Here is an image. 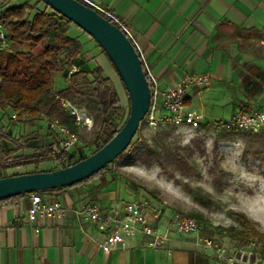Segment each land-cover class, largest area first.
<instances>
[{"label": "crops", "instance_id": "1", "mask_svg": "<svg viewBox=\"0 0 264 264\" xmlns=\"http://www.w3.org/2000/svg\"><path fill=\"white\" fill-rule=\"evenodd\" d=\"M93 1L133 32L161 89L193 75L209 77L206 89L187 91L189 109L197 110L196 97L214 95L216 107L264 110V0ZM90 192L77 186L44 194L48 201L60 202L66 216L60 222L36 225L27 218L28 195L0 203V264H226L212 250L197 245L195 236L172 235L164 249L154 250L138 234L105 253L104 234L75 214L94 206L88 202ZM119 199L114 194L101 197L98 208L123 216L132 201L122 204ZM158 225L162 230L167 227ZM257 245L259 264H264V249Z\"/></svg>", "mask_w": 264, "mask_h": 264}, {"label": "rangeland", "instance_id": "2", "mask_svg": "<svg viewBox=\"0 0 264 264\" xmlns=\"http://www.w3.org/2000/svg\"><path fill=\"white\" fill-rule=\"evenodd\" d=\"M25 1L33 6L38 4L39 10L45 8L40 0H12V6H20ZM69 36L78 38L83 45L82 58L86 65L83 68L90 70L96 65L102 66L107 77L114 81L126 116L130 107L129 97L106 54L88 34L74 24ZM24 52L40 55L38 48H26ZM8 59V54H4L0 62L5 63ZM14 66L26 67L25 59L16 61ZM68 83L63 67L55 75L52 94L67 88ZM204 89L206 88L193 87V90ZM213 97L215 96L207 95L203 99L196 97L194 101V109L199 110L204 117L198 130L178 129L168 125L149 128L143 121L126 153L109 165L101 177L81 185L91 189L88 196L91 201L88 202L100 208L101 197L109 194L120 197L119 202L122 204L129 201L146 202L147 215L162 227H166L177 214L195 219L200 216L202 221H199V236L213 239L220 244L235 246L225 235V230L229 227L243 228L235 213L245 214L264 233V148L259 147L257 140L251 141L250 138L256 134L235 131L228 127L223 132L219 122L224 123L240 112L230 106L216 107ZM90 107L94 108V105L89 103L88 108L77 107L82 112V118L88 116L90 120L89 125H84L82 121L76 128L79 142L70 151L75 154V159L78 158L80 150L85 156L92 153L87 144L94 139L98 129L94 125ZM214 116L218 117L211 119ZM0 129L11 134L15 140V143L2 142V147L5 150L19 148L17 156L30 155L35 148L53 140L51 132L54 128L45 120L26 119L11 112L3 114L1 109ZM145 142L162 152L167 149L179 151L193 168L192 173L184 174L175 167L163 169L155 162L150 166L140 164L135 156L143 151ZM36 168V165H28L15 168L18 170L10 169L4 175H23L34 172ZM55 169L57 166L53 161H46L38 166L39 171ZM102 178L108 181L113 179L115 182L104 188V193L100 196L95 187ZM136 186L147 189L151 194L142 189L136 190ZM172 235H176L174 230ZM224 238L229 240L224 241Z\"/></svg>", "mask_w": 264, "mask_h": 264}, {"label": "trees", "instance_id": "3", "mask_svg": "<svg viewBox=\"0 0 264 264\" xmlns=\"http://www.w3.org/2000/svg\"><path fill=\"white\" fill-rule=\"evenodd\" d=\"M40 3L42 2L40 1ZM0 22L10 44L9 48L0 47V60L4 54L9 56L5 63L0 62V109L3 114L11 112L26 119H42L50 126L57 123L76 133L78 127L76 118L72 116L70 109L66 108L63 102L79 108H88V104L91 103L94 108L90 107L89 111L93 116L94 125L98 129L94 139L87 144L92 149V153L85 156L80 150L76 159L74 153L61 150L62 138L56 129L51 132L52 142L35 148L32 154L26 156L16 155L19 148L5 150L2 147V142L15 143V140L11 134L0 129V179L9 177L4 175L8 170L28 165H36L37 168L34 172L26 174L54 171L38 170V166L46 161H53L57 166L55 170L65 169L87 159L106 146L127 122L130 107L125 116L115 83L107 77L101 66L96 65L90 70L83 68V45L78 38L69 36L73 24L46 5L43 10H39L38 4L33 6L27 1L20 6H12V0H0ZM26 48H38L40 55L25 53L24 49ZM24 59L26 67L16 66L15 68V62ZM72 66H77L80 71L70 75ZM63 67L69 81L68 87L58 91L57 94H52L51 88L55 75ZM147 80L152 87L151 80L148 77ZM242 112H246V110L243 109ZM219 125L223 132L227 130L225 122H219ZM250 139L251 141L257 140L259 147L264 148V131ZM126 151L118 158L122 157ZM135 159L145 166H150L155 162L163 169L175 167L184 174L193 171L179 151L167 149L162 152L147 142L144 143L143 151L136 154ZM107 168L108 166L90 179L73 187L94 181L105 174ZM114 182L113 179L108 181L106 178H102L95 190L100 192ZM65 189L40 193L48 194ZM137 189L151 194L145 188L136 186ZM21 197L24 196L9 200ZM235 217L242 223L243 228L229 227L225 230V235L235 243L236 247L256 242L264 249V233L258 230L245 214L235 213ZM196 220L202 221V217L197 216Z\"/></svg>", "mask_w": 264, "mask_h": 264}, {"label": "built area", "instance_id": "4", "mask_svg": "<svg viewBox=\"0 0 264 264\" xmlns=\"http://www.w3.org/2000/svg\"><path fill=\"white\" fill-rule=\"evenodd\" d=\"M87 7L95 10L121 29L135 46L143 64L146 77L151 80V104L148 114L144 120L149 128H157L168 125L172 128H189L198 130L203 123V115L187 107V91L193 87H207L210 85L209 77L206 75H193L182 79L179 83L161 89L157 78L148 66L143 52L139 48L138 41L127 25L112 12L93 0H80ZM10 44L6 37L3 25L0 22V47L9 48ZM77 66H72L70 75L79 72ZM69 108L72 116L76 118V125L82 121L89 125L90 117L82 118L81 110L70 103H64ZM16 118V116H14ZM229 129L257 134L264 131V110L254 109L248 112H240L226 122ZM52 128L58 130L61 135V150L70 152L79 142L78 134L71 132L57 123L51 124ZM30 206L27 218L30 224L36 225L45 220L60 222L66 216V209L58 201H48L44 194H30ZM79 217H85L96 224L100 232L105 236L102 249L110 253L119 246H124L128 238L138 234L143 235L147 241V247L154 250L164 249L169 243L172 232L177 236H195L197 245L206 250H212L217 258L226 264H259V251L257 243L252 242L243 247H231L215 242L213 239L199 236V222L187 215L177 214L173 216L165 230L147 215V203L143 201H132L125 206L123 216H115L103 213L96 206H86L75 211Z\"/></svg>", "mask_w": 264, "mask_h": 264}, {"label": "water", "instance_id": "5", "mask_svg": "<svg viewBox=\"0 0 264 264\" xmlns=\"http://www.w3.org/2000/svg\"><path fill=\"white\" fill-rule=\"evenodd\" d=\"M40 1L82 29L106 54L125 86L130 100V114L120 132L87 159L52 172L0 179V202L34 193L72 188L104 170L129 148L151 104V89L142 60L121 29L78 0Z\"/></svg>", "mask_w": 264, "mask_h": 264}]
</instances>
